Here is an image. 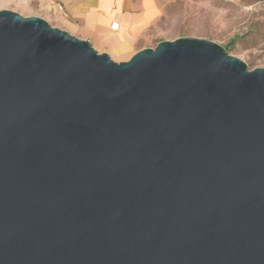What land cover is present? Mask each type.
Returning a JSON list of instances; mask_svg holds the SVG:
<instances>
[{"label":"water","instance_id":"95a60500","mask_svg":"<svg viewBox=\"0 0 264 264\" xmlns=\"http://www.w3.org/2000/svg\"><path fill=\"white\" fill-rule=\"evenodd\" d=\"M0 264H264V67L0 10Z\"/></svg>","mask_w":264,"mask_h":264},{"label":"rangeland","instance_id":"374dc122","mask_svg":"<svg viewBox=\"0 0 264 264\" xmlns=\"http://www.w3.org/2000/svg\"><path fill=\"white\" fill-rule=\"evenodd\" d=\"M59 2L0 0V10H14L23 16L36 15L57 27L54 18L58 15L55 7ZM158 3L161 14L129 46L128 52L108 53L114 61H125L121 60L124 53L125 57H131L138 50L153 48L162 40L190 36L210 39L227 47V52L245 61L250 70L264 67V0H158Z\"/></svg>","mask_w":264,"mask_h":264},{"label":"crops","instance_id":"0c3cea01","mask_svg":"<svg viewBox=\"0 0 264 264\" xmlns=\"http://www.w3.org/2000/svg\"><path fill=\"white\" fill-rule=\"evenodd\" d=\"M55 12L57 27L110 54L127 53L129 46L158 18L161 8L158 0H60ZM112 21L118 22L117 30L111 29ZM126 53L121 60L130 58L125 57Z\"/></svg>","mask_w":264,"mask_h":264},{"label":"built area","instance_id":"2783aa9c","mask_svg":"<svg viewBox=\"0 0 264 264\" xmlns=\"http://www.w3.org/2000/svg\"><path fill=\"white\" fill-rule=\"evenodd\" d=\"M58 8H59V9H62V5H59ZM110 27H111V29H113V30H117V29H118V22H117V21H112V22L110 23Z\"/></svg>","mask_w":264,"mask_h":264},{"label":"trees","instance_id":"16d2710c","mask_svg":"<svg viewBox=\"0 0 264 264\" xmlns=\"http://www.w3.org/2000/svg\"><path fill=\"white\" fill-rule=\"evenodd\" d=\"M225 49H228L227 47H225Z\"/></svg>","mask_w":264,"mask_h":264}]
</instances>
